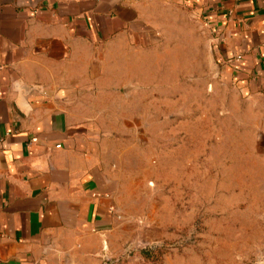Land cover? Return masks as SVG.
Returning <instances> with one entry per match:
<instances>
[{"label": "crops", "instance_id": "crops-1", "mask_svg": "<svg viewBox=\"0 0 264 264\" xmlns=\"http://www.w3.org/2000/svg\"><path fill=\"white\" fill-rule=\"evenodd\" d=\"M183 16L264 166V0H0V264H114L125 213L109 145L153 102L140 72Z\"/></svg>", "mask_w": 264, "mask_h": 264}, {"label": "rangeland", "instance_id": "rangeland-1", "mask_svg": "<svg viewBox=\"0 0 264 264\" xmlns=\"http://www.w3.org/2000/svg\"><path fill=\"white\" fill-rule=\"evenodd\" d=\"M183 19L156 43L154 70L140 72V96L153 102L140 105V120L129 113L122 139L109 145L125 213L114 264H264L253 120L213 88L200 28Z\"/></svg>", "mask_w": 264, "mask_h": 264}, {"label": "trees", "instance_id": "trees-1", "mask_svg": "<svg viewBox=\"0 0 264 264\" xmlns=\"http://www.w3.org/2000/svg\"><path fill=\"white\" fill-rule=\"evenodd\" d=\"M146 254V253H145Z\"/></svg>", "mask_w": 264, "mask_h": 264}]
</instances>
